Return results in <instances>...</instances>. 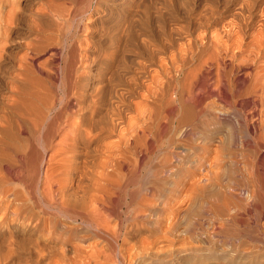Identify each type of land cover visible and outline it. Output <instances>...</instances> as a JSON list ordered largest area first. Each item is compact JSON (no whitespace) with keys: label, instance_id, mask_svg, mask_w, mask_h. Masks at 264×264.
<instances>
[{"label":"rangeland","instance_id":"374dc122","mask_svg":"<svg viewBox=\"0 0 264 264\" xmlns=\"http://www.w3.org/2000/svg\"><path fill=\"white\" fill-rule=\"evenodd\" d=\"M44 1L43 0H30V1L29 0H19L18 2H19L20 12H19L17 18L11 24V29L9 30V32L8 33L5 32L3 30V28L0 26V40H1L0 41V47L6 42V41L2 40V38H4L3 37L4 35L9 36V40L13 39L12 41L10 40V42L8 40L6 42V44H4V45H6L5 50H7L8 52H6V51L1 52V48H0L1 55H3L2 53L7 54V55L4 54L2 57L0 56L1 57L0 58V62H1L0 63V107H1V102L4 100V98L8 94L7 89L4 86L5 85L4 83L10 84L8 75L12 74V73H10V72H12L11 71L12 68L14 66L16 67L19 64L20 65L22 63L23 64L24 63L29 64V63H31V61L34 62L36 60V57H33L32 60H30L31 54L27 51L25 45L17 44L18 46H15L16 43L24 44L25 42H29L28 40H31L34 37L33 35L36 32L37 33L42 32V33H45V35L51 36L50 39L48 40V42L51 43L53 46L51 44H49V47H46V49H45V50H47L50 48L49 51H45L43 53L38 54L37 61L34 63H36L37 65H39L38 63H40V65H41V62H40V60H41L43 65L42 66L39 65V68L42 67V68L48 70V72L50 74L53 72H54L53 74H56V76L53 74H51V75L49 74L48 78H50V79L48 81H46V83H45L46 86H48V84H49L48 91L50 93L47 91L48 96L50 95L52 98L54 97L53 103H52L53 99L50 96H49L50 99L48 98L49 103H51V107H52L51 108L52 110H50V115L52 114V116H50V118H52L56 114V112H58L59 110H60L58 112L59 114H60V112H62V114L65 112L63 115L62 114L59 115V117L61 116L62 119L58 118V113H57V116H54L52 118V119H54L53 121L57 123L59 120L62 121L64 119L66 113L69 112V110L74 109L71 107L70 104L66 105V102H65L67 99L66 95H69V92H68L69 89L67 88L68 89V91H67V89L65 87H67V85H66L67 84L66 80L68 79L67 75L71 76L68 73L69 69H70L69 65L71 64V63H69L71 61L68 59L71 57L74 59L75 64H77V66L79 67V69H78L79 71L75 72V76L77 77V79H78V76L79 77L87 76L86 74L89 71L88 69H91L92 71H97V72H95L94 77H93L94 81L88 80V83H90L91 86H93L94 84L97 85V86L94 85L95 89H96V91L94 93L96 95L94 101H92V102L89 101V99L94 98V97L90 96V93L89 94L86 93V95L84 94L85 95L84 100L85 99H86V101L88 100V103L91 102V105H89L90 104L89 103L88 107H86V108L83 107L84 109L81 110V113L84 114V118H86L85 121L91 122L93 119H95V121L94 120L93 121L96 122L98 125H100V123L102 125V123L104 121H105V123L107 122V124H108V125L106 124L108 127L105 125V123H103L105 126L104 125L98 126L96 124L97 126H96L95 130H97V127H98V133H97V131L94 130L95 132H93V133L90 132L91 136L89 138V142H84L81 139L79 142V140H78L79 138L74 134H73V136H75V139L71 140L70 128H72V127L68 124H65L63 126L62 123L60 122L59 123L60 125L56 126V124L53 123L52 126L50 125L52 128H50V126L48 125L49 127L48 126L44 127L45 128L44 129L40 125H36V124H35L36 126L33 124L30 125L31 122H29V121H22L19 123V125H20L19 126L20 129H18L19 130L18 131L19 136H18V139L16 141V145H17L16 149H18V151L16 153H18V152H20V153L12 155V157H13L12 159H13V161H15L17 163V166L14 165V167L15 166L16 167L15 168L13 167V173L14 174H12V175L14 177H12V179H11L12 183H10L9 186H12V185L13 186H17V185L19 186L20 185L18 188L17 187H15V188L21 192V197L25 201L28 199L27 203L33 205L34 210L41 213L43 215V217H45L46 220L49 222L47 224V226L45 227V230H47V227H49V226L54 227L55 229L54 228L53 229H54V232L56 235L59 234L61 236H68L69 238L72 239V241L73 240L75 242L77 241V244H79L81 246L82 250H83V248H85V250H87L89 247H90V249H88V250H91V249H93L92 247H94V245H95L99 249V251L98 250H97L98 252L95 251L97 249L95 247L94 248L95 250L93 249V251H92L93 257L94 256H96V257L101 256V257H99V258L95 257L96 258L95 260H93V258L91 257L90 261L88 259H86L91 264H264V241L258 242L261 239L258 240V238L250 237V236H256L257 235L256 229L259 228L258 225L260 224L258 222H261L262 218L264 217V208H263L264 203L262 202L264 200H261L262 198H264V191H262V190H264V186L257 185L259 187L260 195H262V198H261V196H259L260 200L258 198L253 199V198H251V196H249V195H251L250 190H251L252 186L254 188L255 187L254 185L257 184L256 182H258V179H255L257 177H254V176L257 175L256 173L258 171L257 166L259 164V159H258L257 153L255 151L254 145L252 143H250L251 141H249L250 139H249L247 133L245 131L243 132V131H240L237 129L238 119L236 117H233V115H232L231 117H229V119L224 120L225 123H223L220 128L216 129V132H215V130L213 131V133H216V134H215V139H214L215 142L213 141V145H211V148L201 149L203 146L202 145L203 143L200 141V138L197 137L196 139H192V143L193 142L195 143V144L193 143V146H194L193 149L189 148V146H188V147H185L186 149L184 151L182 149L180 150V148H179V146L182 145L180 143V139L175 138L176 133L179 130V127L178 128L175 127V125H174L175 121L174 120H173V123L169 122L168 116L166 118L164 117V119L162 118L163 119V120L161 119L162 122L159 121L161 118V117H159L156 121H153V125H151L152 122L149 123V121H147V120H145V122H144V120H142L141 118H140L141 120L139 119L140 120L139 121L136 119L139 117L135 116L136 118H134V119H136L135 121L137 122V124H141V123L147 124L148 123V125L145 124L144 128L145 127L150 128V130L148 129V131L150 133L147 132V130H144V134H145L144 139L148 138V139H146L147 141L145 140V142H144V140L141 139L140 140L141 142L139 141V143H141L143 145V147L141 148V145H140V148H141L140 149V148H137L139 146L136 145L135 151L130 146V145H132V142H131V139L129 137L130 132L128 133V127H127V117L133 115V110L135 108L139 111L143 109L142 111H140V112L144 111L143 113H145L148 110L147 113H145V115H149V116H151L153 111H154V107H153V105H151V103L155 104V101L151 99L152 97L148 94L147 89H149V90L154 89L153 84L151 82V76L153 77L156 74L157 65L159 66L161 64L160 66H162V71L159 72L158 75L154 76V77H156L155 80L158 81L161 79V77H163L162 79H165L167 77L168 83L170 84L172 82L170 85H173V87L175 88L174 90H172L173 89L172 86L171 87L168 86V89L170 88L169 90H167L168 93L174 92V94L177 95L178 92L182 89V86H183L182 83H184V82L180 83V80L185 79V82H186L188 79V76H187L189 73L188 70L189 69L192 70L197 64L196 60H194L195 56H194V52L191 49V45H188V43H189L188 38L195 36L201 32H204L205 30L209 31L210 28L213 30L214 27H219V24H221L222 22H224L228 19L227 13H229L230 10H233L236 8L235 7L236 0H232L231 2H230V0H228V3L225 2L227 0H79V1L78 0H59V1L57 0V3L60 4V5L58 4V6H60V9L62 8L61 15L63 17L60 15L59 18L55 19L54 18L55 15H53L52 19L54 18L55 20H52V22H53L52 24L54 26L52 24L44 22V20L41 19L40 16L36 15L37 13L39 14L42 11L41 9H43V2ZM53 3H56V0H55V2L53 1ZM61 4H64V5H61ZM4 6L5 5H1L0 10L3 9ZM63 7L67 8V9H65ZM96 7H97V9L95 12L94 10ZM228 7L229 8L231 7L230 10ZM35 8H37V9H35ZM3 10H1V11H3ZM66 11H69L70 13L69 12L66 13ZM214 12H215V14H213ZM100 15H101V17H100ZM209 15L211 17H209ZM207 16H208V20H207ZM91 18H95V19L93 21L91 20V22H90L89 20ZM130 18H131V21H130ZM210 19H211V21H210ZM212 20H213V22H212ZM220 21H221V23H220ZM205 23L207 25H205ZM55 24L57 25V27ZM212 24L214 25V27ZM130 25H134V27L130 26ZM196 26L199 27V29ZM204 26L208 27L209 30L206 29ZM203 27H204V30L201 31L203 29ZM35 28H37V29H35ZM120 28H124V29H122V31H123L122 34H121L122 31ZM127 28H130V30L132 29L130 31L131 34H130V32H128L129 29L127 30ZM194 28H195V30L196 29L197 30L195 31ZM48 29L51 31L48 32L49 31ZM52 31H53V33H52ZM191 31H192V33H191ZM133 32H135V33L137 32V34H139V33L140 34L143 33V34L141 36H139L138 39H136L135 37H137V34H134ZM124 33H126V34H124ZM134 35H135V37H134ZM116 36H118V37H116ZM118 38H120V39H118ZM129 38L134 39V41L132 39L130 40ZM51 39L53 42L51 41ZM126 40L129 43L126 44ZM244 40H246V38H244ZM123 41L125 44L123 43ZM72 42H73V44L76 45V46L74 45L75 48H73L74 46H72L73 45ZM77 43L79 46L77 45ZM69 44H71V45H69ZM118 46H119V48H118ZM198 46H201V45H198ZM71 47L73 48V51H72ZM120 47H121V49H124L126 47V49L121 51ZM70 49L72 52L70 51ZM230 50L232 51V49H230ZM98 51H99V53L97 54ZM173 51H175V52H173ZM48 52H52L54 54L51 57V61H50V59H48V56H49ZM76 52H79V54L78 53L76 54ZM112 52H113V54H112ZM68 53L69 54L71 53V55H69ZM75 54H76V57H78V58H79V55H81L83 60L81 59V61H79L78 58L75 57ZM182 54L185 56H183ZM226 54L229 55L230 52H227ZM240 54L243 55V52L237 53V55H238V56H236L237 59L239 57H241ZM97 55H99V56H97ZM72 56H74V57H72ZM83 57L85 58V60ZM89 57L90 58L94 57V60H96L98 62H94V61L90 62V63L87 62L90 60ZM95 57H97L98 59H95ZM106 57H108V58H106ZM121 57H123L124 59ZM169 57H170V59H169ZM186 57H187V61L189 60V62L185 65ZM75 58L78 61H76ZM28 59H29V61H28ZM120 59H122L121 61H123V62H121ZM26 60H27V62H23ZM44 61H46V63ZM84 61H86V63H84ZM108 61L111 64H109ZM183 61H184V63H183ZM47 63H49V64H47ZM64 63H67L68 68H67V65ZM83 63L85 64V66H83ZM97 63H99V64H97ZM116 63H117V65H116ZM36 64L33 65L35 67V68L33 67L34 70H37ZM121 64H122V66H121ZM108 65H111V66H108ZM114 66H117L118 68H116ZM165 66H167V67H165ZM85 67H86V69H85ZM99 67H101V68L99 69ZM106 67H107V70H109L110 72H111V69L113 68L114 71H112V72H116L118 76L116 75V73H111V75L115 74V76L112 75V77H113L112 78L111 75L109 74L110 72H107ZM55 68L57 70H55ZM195 69L196 68H194L193 71H190V72L191 73L193 72L192 74H194V71L195 72L197 71ZM163 70H164V72H163ZM245 70H246V68H245ZM55 71H56V73H55ZM81 71H83V73ZM99 71L100 72L102 71V72L99 73ZM186 71H187V73H186L187 75H185ZM162 72L165 74V76ZM107 73L110 75L113 82L110 81L109 78H107L109 76ZM37 74H38V72H37ZM62 74H64V76ZM192 74H190L189 77H191ZM52 75L54 77H52ZM100 75H102V76H100ZM196 75H197V72L195 73L194 76H196ZM104 76H105V78H104ZM159 76H160V79L158 78ZM171 76H172V78H171ZM194 76H192V77H194ZM235 76H236V73L233 74V77H235ZM20 77L23 78V75H21ZM41 77L44 78L45 76L41 75ZM101 77H102V80H100ZM4 78H6V79H4ZM60 78H62V79H60ZM69 78H72V76ZM51 79L55 80L56 82L55 81L52 82L53 80L51 81ZM190 79H192V78H189L188 81H190ZM49 81L52 84H50ZM63 81H65L66 84ZM109 81L112 83H106ZM97 82H98V84H97ZM57 83L58 84L61 83V85H58ZM115 83H116V85H115ZM110 84L112 85L113 89H112ZM176 85H178V86H176ZM53 87L55 88V90L53 89ZM57 87H58V89H57ZM102 87L103 88L106 87L107 90H109L111 87V89L113 90L111 92L112 94L109 93L110 91L105 92L104 90H106V89H102ZM107 87H109V89ZM4 89H6V90H4ZM60 89L61 90L63 89L64 91L63 90L61 91ZM65 91L68 93L65 94ZM132 91L133 92L136 91L135 94H132ZM103 92L106 95H104ZM54 93H56L57 96H55ZM63 95H65V96H63ZM107 95L110 96V98ZM59 96L63 97V98L61 99ZM103 96H105V98L108 97L107 98L108 100L111 98L112 99L110 101H108ZM58 97L63 101V102H61L59 100V102H61V104L57 101L59 99ZM87 98H89V99H87ZM115 99H117V100H115ZM172 99L174 102H176L175 96H173ZM100 100H101V102H100ZM97 101H99V102H97ZM115 101H116V103H115ZM118 101H119V103H117ZM62 103L64 104V106L62 105ZM97 103H100V104L97 105ZM106 103H107L108 107L111 106L110 107L111 109L108 108V109H110L109 112L110 111L114 112L115 110L119 109L117 111L118 113H116V111L114 113H109L107 110V105H105ZM132 104L137 105V106H134L133 110H132ZM90 106H91L92 110L90 109ZM105 106H106V109H105ZM95 107L97 108V111H96ZM151 107H153V108H151ZM62 109H64V110H62ZM98 109L102 110L101 111L102 113L100 111H99V113H97ZM244 109L247 110V107ZM104 111H105V114L107 116L109 115L108 116L109 118L106 115L105 116L103 115ZM121 112H123V113L121 114ZM98 114L101 115L102 117H100ZM112 114H114L113 116H115V115L117 116V117H114L115 119H117L119 117V115H120V117L123 115L121 117V119L125 116L124 117L125 120H124V118L122 119V121L124 120L123 124L122 123L119 124L118 129H116L117 127L114 126V129H116V130L109 128V127H111V124L109 126V121H112L113 125H115V123L117 122L114 120ZM94 115H96V116H94ZM160 116H162V114ZM90 117L92 118V120ZM111 117H112V119H111ZM55 118H56V120H55ZM57 118H58V120H57ZM68 118H69L68 120H70L73 117L69 116ZM97 118L98 119L100 118L101 121H100V119H99L100 122L98 120H96ZM105 118H107V119H105ZM74 119H76L75 121L80 122V120H78L77 117H74ZM165 119H167V121L170 124H167L166 123L167 121ZM102 120H104V121H102ZM22 123H23V125H22ZM156 123H157V125L159 123V125L155 126ZM172 125L174 127H172ZM32 126L33 127L35 126V128H32ZM38 126H40V127H38ZM164 126L166 128H168L166 130L171 132V133H168L167 131H165L164 130L165 128L163 129ZM230 126L232 128L234 126L235 128H233V129H235L236 131L235 130L233 131V129L231 130ZM36 127H38V129ZM58 127H60V128H58ZM100 127L101 128L103 127L102 128L103 131L101 130ZM105 127H107V128H105ZM156 127H158V128L161 127L162 131L164 130L165 132H167L166 133L167 136L165 135L164 131H163V133H160L162 131H159L160 128L158 130V128L156 129ZM53 128H55V129L52 130ZM56 129L58 132L55 131ZM46 130H48V132ZM65 130L66 131L68 130L70 132V135L68 134L69 133L68 131H67L68 132L67 134H64V132H66ZM105 130L106 131L112 130V132L113 131L114 132H113V134H111L110 131H107V133H109L108 137H107L106 136L107 133H104V132H106ZM44 131H46V133H48L47 134L48 136L51 135L50 137L47 136V138H50V139L44 138V137H46V136H43ZM118 131H119V133L123 132L121 139H119V137L117 135ZM153 131H155L157 133V134H155L156 136L152 135V134H154ZM157 131H159V132H157ZM46 133L44 135H46ZM53 133H54V135H53ZM100 133L102 135L103 134L104 135L102 136ZM158 134L159 135L162 134V135H160L158 137ZM62 135L68 136L66 138V142L63 141L64 139H61ZM95 135H97V136H95ZM98 135H99V138L102 136L101 138L103 140H100L101 138L99 139ZM164 135H165V137H164ZM230 135L232 136L233 140L228 139ZM122 137H124V138L122 139ZM128 137L130 140H128ZM152 137H154V138H152ZM220 138H221V140H220ZM60 139L62 140V142L64 144L65 143L71 144L72 148H73V149H71V151H73L74 153H77V154H74L73 152H67L68 151L67 150L66 152L69 154H66V153H64V154L67 155L66 157H67L69 162L65 161L64 162L65 166L63 168H65L66 170L67 169L69 170V168H70V170L65 172L66 170L64 169L65 170L64 171L61 168L62 171H60V172L62 173V175H61L62 177H60V176L58 177V174L60 175V172H58L59 171V169H58V171H56L57 173L54 172L53 177L55 174H57L58 179L59 180L61 179V182L62 181L65 182V180L67 181V178H69L71 176V174H72L71 172H75V171L77 172V171H79L78 169L82 170L83 169L82 167H84V169L82 171L87 170L88 169L87 167H89L87 172L89 173L91 171L89 174H87L85 172V174H87V176L86 175L85 176L88 177V175H89V177L88 178L85 177L86 180H85V178L83 179L82 187H80L78 189V193H76V195H70L66 198L64 196V197H62V199L61 198L59 199L60 196H58V194L56 192V185L53 186L52 182H50L52 184V186L50 184L51 189H49L50 186L47 188L48 191L45 188L46 194H45L44 189H41V188H43V186H42L43 180L42 179H43L44 170L47 168L48 164H50V163H51V165L55 164V163L52 164V162H54V161L51 160L53 154L56 153V151H58V149L59 150L61 148L63 149L66 145V144L62 145L61 144L62 142ZM76 139L78 140V142ZM240 139L242 142H240V141L238 142V140H240ZM168 140H170V141L172 140L171 143H168L169 142ZM230 140H232V141H230ZM75 141L77 142L76 143L77 145L75 144ZM59 142H61V143H59ZM146 142H148L149 144ZM86 143H88V145ZM143 143H145V144H143ZM78 144H79V147H78ZM217 144H219V145H217ZM148 145H153V146H149L150 148H148L147 147ZM199 145L201 147H199ZM216 145H217V154L218 155L213 156L214 155V151H213L214 149L213 148H215L214 146H216ZM67 146L68 145H66V147L64 148L65 150L68 149ZM151 147L153 149V152L151 151L152 150ZM80 148L82 149V153L87 152V150L85 151L86 148L87 149L90 148L89 150H92V151L89 152V150H88L87 153H89V154L86 153L87 155H85V154H82L81 151H79ZM187 148H189V150ZM119 149H120V151H119ZM121 149L125 150L126 152L123 151V153H122ZM147 149H149V150L151 149V150L147 151ZM245 149H246V151H245ZM141 150H142V152H141ZM172 150L174 151L175 154H172V152H171ZM176 150H177V152H176ZM178 150H180V152ZM130 151L132 153L133 152L135 153L137 151L135 154L138 157L135 154H131ZM199 152H201V154H199ZM70 153H72V154H70ZM160 153H161V155H160ZM118 154L123 155V156H120ZM197 154L199 157L197 156ZM174 155H176V156H174ZM200 155H201V157H200ZM205 155H208V156L205 157V159H203L204 157H202V156H205ZM82 156H83V158H82ZM157 156H158V158H157ZM162 156L167 157V159L169 157L168 161H167V159H165ZM211 156H212V158H211ZM16 157H17V160L14 159ZM53 157H55V156H53ZM85 157L87 158V160L85 159ZM123 157L126 158L125 160H126L127 164L126 163L123 164L125 162V161H123V159H124ZM74 158H75V160H74ZM76 158L79 160L77 161ZM128 158H129V160H127ZM9 159H10V157H9ZM81 159L82 160L84 159L86 161V164L88 161L89 166L87 164V166L85 167L84 166L85 161L83 163L80 161ZM162 159H163V161H162ZM118 160L120 161L121 164L119 163ZM121 160L123 163L121 162ZM49 161H51V162H49ZM71 161L73 164L77 163L78 165H80V164H84V165L83 166L81 165L82 167L78 166L79 167L78 169H76L77 167L75 168V166H77V164L75 166L73 165L75 168L74 169L73 166L71 165ZM75 161H77V162H75ZM116 161L118 162V166H117ZM166 161L168 163H172V164H169V166L167 164H164ZM200 161H202V162H200ZM199 163H201L200 166H198ZM67 164L69 165V167ZM155 164H157L156 168H155ZM94 165H95V167H94ZM114 165H116L117 167L115 168ZM158 165L160 167H158ZM161 165L164 167L165 170L167 169V171H165L166 174L164 172L163 176H162L163 173H161L163 170L162 169L163 167L161 168ZM66 166L68 168H66ZM97 166L98 167L100 166L103 169V171H101L100 170L101 168L99 167L100 168L99 169ZM189 166H190V168H189ZM53 167H52V169H53ZM93 167H94V171L91 170V169H93ZM16 168H17V172L14 171V169L16 170ZM95 168H96V170H98V171L100 170L101 172L100 171L97 172L95 170ZM117 168L120 169V171ZM153 168H155V169H153ZM200 168L203 170H201ZM255 168L257 169V171ZM191 171H193V172H191ZM51 172H52V170H51ZM51 172H50V174L52 175L53 172L52 173ZM188 172H190V173H188ZM104 173L106 176L103 175ZM247 173H249V174H247ZM17 174H19V175H17ZM91 174H92V176H91ZM156 174L157 175L160 174V176L155 177ZM100 175H101V177H100ZM107 175H108V177H107ZM93 177L95 180H92ZM96 177H97V179H96ZM98 177H99V179H103L105 181L109 179L108 180L109 182L107 181L105 183V181L99 180ZM163 177H165V178L163 179ZM14 178L17 181L13 180ZM54 178H56V176ZM90 178H91V181H89ZM161 179H163V181H161ZM152 180L155 182L157 181L156 186H155V184L152 186V183H151ZM198 180H200V182ZM98 181L99 182L103 181L104 183L103 182L99 183ZM110 181L112 182L111 184H110ZM149 181H150V183H149ZM89 182H91V184ZM95 182H97V183H95ZM193 182L195 184L192 187L191 183H193ZM94 183H95V187L93 186ZM102 183L104 185L108 186V189H107V187L104 188L105 186H102L103 185ZM85 184H88V185H85ZM99 184H101V185H99ZM158 184L160 187L159 186L157 187ZM89 185H90V187H89ZM91 185H92V188H91ZM111 185H113L112 188H111ZM37 186H38V189H37ZM87 186H88V188H87ZM96 186H98V189L96 188ZM52 187H53V189L55 187V189L53 190ZM109 187L111 189H109ZM148 187L150 188L149 189L150 191L149 190L146 191L148 189ZM73 188L75 189V186ZM83 188H87V189H83ZM19 189H22V190H19ZM39 189H41L43 191H41ZM91 189L94 190V191L92 190V193H91ZM51 190L56 195H54ZM103 190L106 191V195L103 194L104 193ZM28 191H29V193H28ZM79 191H81V192L79 193ZM85 191L86 192L89 191V192L86 193ZM108 191H110V193ZM82 192H85L84 194H87V195L84 196V194H81ZM98 192H100V193H98ZM143 192H146V193H143ZM22 193L24 194L23 196H22ZM89 193H90V195L98 193L96 195H99L102 197V198L100 197L102 199L101 200L99 198V196L97 197L95 195V197L98 199L99 202L96 201L94 204H96V206H98V207H96L97 215L99 217L100 216L101 217H100V220H99L98 216L96 217V215L94 216V218L95 217H96V219L98 218L97 220L100 223H101V221L103 223L104 219L106 218V220H105L106 222H104L105 224L103 223L106 226H104L102 223L100 224L98 221L95 222L96 219H94V218L91 219L90 226H86V225L84 226V225L80 224V222L70 220V218H68L67 216L65 217L64 215H61L60 213H58V210H64L65 209L66 213L70 212V210H71V213L74 212L73 214H75L78 217L79 214L77 215L76 213H80V212H75V211L79 210L78 208L82 209L79 211H83L84 210L83 204L87 205L86 208L90 204V203H88L89 202L88 199H90ZM101 193H102V195H101ZM36 194H38V195H36ZM78 194H79L78 198L80 196H83L86 199H84L83 202L80 199L81 200V202H80V200L77 199ZM107 194H108V197H105V196H107ZM111 194H112V196L110 197ZM148 194H151L153 196L148 195ZM234 194H236V195H234ZM103 195H105V196H103ZM72 196H74V197L76 196V197L74 198ZM144 196L145 197L147 196L149 198L148 199L146 197L149 202H148V205H146L144 207V210L147 209V210H145L146 215L144 214V217H141L142 220H140V219H139V221L136 220L137 221V222H135L136 224L135 223L130 224L129 218L130 217L132 218V216H133V213H131V211L136 205H138L137 203H139V200L141 201V199L145 198ZM149 196H151V197H149ZM109 197H110V199H109ZM41 199L42 200L44 199V200L41 201ZM47 199L48 200L50 199V200L46 201ZM58 199L61 201H59ZM64 199L67 201H65ZM131 200L133 203L131 202ZM134 200L136 202L137 201L138 202L136 203ZM253 200H255V202H253ZM63 201L67 202V204L62 203ZM71 201L74 203H72ZM101 201H104V202H101ZM258 201H259V203H258ZM42 202H44L47 205H45ZM53 202L55 203V206H54ZM260 202L262 204H260ZM57 203H59V204H57ZM100 203H102L104 205H102ZM129 203H131V204H129ZM61 204H63V205H61ZM68 204H70V205L73 204V207H76L77 209L75 208L76 209L75 210L70 205L68 206ZM78 204H80L79 207H77ZM105 204H106V206H105ZM64 205H65V207L67 205V207L64 209L61 208L62 206L64 207ZM127 205H129V206H127ZM132 205L133 206L135 205V206L131 207ZM45 206H47V207L45 208ZM58 206H60V208H58ZM257 208H258V210H257ZM68 209H69V211H68ZM72 209L74 211H72ZM104 209H105L104 212L101 211ZM124 210L126 212H127V210L130 211V213H128V212L126 213V212H124ZM98 211H99V214H98ZM101 212H102V215H100ZM58 214H60V215H58ZM118 214H119V216H118ZM127 214H128V217L126 216L127 218H125L124 215H127ZM104 216H106V217L103 219L102 217H104ZM117 216L120 218H118ZM101 218H102V220H101ZM120 219H122V220H121L120 224H118L119 223L118 221H120ZM139 222L142 224H140ZM96 223L100 224L103 231H105L106 233L101 231V230L93 229V227L95 226ZM256 223H257V225H256ZM126 224H128V225H126ZM91 225H94V226H91ZM129 225H132V227L134 226L133 227L134 229L131 228L132 230H131V232H129L130 235L126 234L124 232L125 229L126 230L128 229ZM137 225H139L140 227L138 228ZM116 226L119 228H117ZM137 228H138V230H137ZM97 231H99V232H97ZM121 232H122V235H121ZM115 234H116V236H115L116 238L113 237ZM246 234H248V235H246ZM254 238L257 239L258 241L255 240ZM155 240H156V242H155ZM100 251H102L103 253L102 252L100 253ZM50 258L52 259L53 257H50ZM50 258H48V260H50ZM52 260H55V259L53 258ZM84 261H85V259H84ZM50 262L52 264L53 263L55 264V261L54 262L50 261ZM61 263L62 264H68V262L64 263L63 261L60 262V264ZM89 263H87L86 261L84 263L82 262V264H89Z\"/></svg>","mask_w":264,"mask_h":264},{"label":"bare ground","instance_id":"6f19581e","mask_svg":"<svg viewBox=\"0 0 264 264\" xmlns=\"http://www.w3.org/2000/svg\"><path fill=\"white\" fill-rule=\"evenodd\" d=\"M19 0H0V8H1V5H5L3 7V11L0 10V26L3 28V30L5 32H9V30L11 29V24L13 23V21L17 18L19 12H20V7H19ZM30 1V0H29ZM44 1V0H43ZM55 2V0H53ZM52 0H45L43 2V9H41L42 11L36 15L40 16L41 19L44 20V22H47L49 24H52V20H55L57 18H59V16L61 15V10L62 8L60 9V6H58L59 3H57V0H56V3H53ZM59 1V0H58ZM79 1V0H78ZM232 0H230L231 2ZM99 2V1H98ZM228 3V0L225 1ZM229 2V3H230ZM64 3V2H63ZM234 3V2H233ZM235 9L233 10H230L229 13H227V20L222 22L220 21L221 24H219V27H214V23L212 24L213 25V30L210 28V30L208 29V27H205L206 29H208L209 31H204V32H201L195 36H192L190 38H188L189 40V43L188 45H191V49L192 51L194 52V60H196L197 64L194 68H196L195 70H197V75H195V71H194V74H192L190 71H193L192 70H188L191 75L188 73V75L186 74L187 71L185 72V75L188 76V79L187 81L189 80V78H192L190 79V81H186L185 82V79H182L180 80V83L181 82H184L182 83V89L178 92L177 95L174 94V92H171V93H168L167 90L168 89V86H172V90H174L175 88L173 87V85H170L168 83V78L166 79H162L163 77H161L160 79V76L158 77L160 80L156 81L154 77L155 75H158L159 72L162 71V66H158L157 65V71H156V74L152 77L151 76V82L153 84V87L154 89L153 90H149L147 89V92L148 94L152 97L151 99L155 101V104L151 103V105H153L154 107V111L152 113L151 116L149 115H145V113H147V111L145 113L143 112H140L142 110H136L134 108V106H137V105H133L132 104V110H133V115L131 116H128L127 117V127H128V133H129V137L131 139V142H132V145L131 148L134 149L135 151V147L136 145H138L139 147L137 148H140V145H141V148L143 147V145L141 143H139V141L142 139L145 140L148 139H144L145 138V134H144V130H147L148 129L150 130V128L148 127H145V124L146 123H141V124H137V122L135 121L136 119L139 120L140 118L142 120H147L150 122H152L151 125H153V121H156L159 117L160 120L162 122V120L164 119V117L166 118L167 116L169 117V122L173 123V120L175 121L174 125L175 127H179V130L178 132L176 133V137L175 138H178L180 139V143L182 144L181 146H179L180 150L182 149L183 151L186 149L185 147H188L189 148H192L193 149V143H192V139H196L197 137L200 138V141L203 143L202 145V148L201 149H209L211 148V145H213V141L215 139V134L216 133H213V131L215 130L216 132V129L220 128L221 125L224 122V120L226 119H229V117H231L233 115V117H236L238 119V126H237V129L240 130V131H245L249 137V141H251L250 143H252L255 147V151L257 153V156H258V159H259V164L257 166L258 168V171H257V175L254 176V177H257L255 179H258V182H256L257 184L254 185L255 187L251 188L250 190V194L249 196H251V198H259V196H261L262 198V195H260V192H259V187L257 185H260V186H264V0H236L235 2ZM30 5V4H29ZM60 5V4H59ZM61 5H64V4H61ZM98 5V4H97ZM233 6V5H232ZM234 7V6H233ZM65 8V7H63ZM37 9V8H35ZM67 9V8H65ZM96 9L97 7L95 8V12H96ZM69 10V9H68ZM5 11V12H4ZM69 11H66V13H68ZM107 12V11H106ZM105 12V13H106ZM218 12V11H217ZM70 13V12H69ZM90 13V12H89ZM94 13V12H93ZM98 13V12H97ZM107 14V13H106ZM212 14V13H211ZM210 14V15H211ZM215 14V12L213 13ZM54 16V18L52 19V16ZM68 15V14H67ZM75 15V14H74ZM94 15V14H93ZM109 15V14H108ZM209 15V17H211ZM217 15V14H216ZM37 16V17H38ZM62 16V15H61ZM214 16V15H213ZM63 17V16H62ZM101 17V15H100ZM36 18V17H35ZM104 18V17H103ZM133 18V17H132ZM214 18V17H213ZM226 18V17H225ZM95 18H91L89 21L91 22V20L93 21ZM120 20V19H119ZM118 20V21H119ZM203 20V19H202ZM207 20H208V16H207ZM215 20V19H214ZM130 21H131V18H130ZM133 21V20H132ZM211 21V19H210ZM73 22V21H72ZM208 22V21H207ZM206 22V23H207ZM213 22V20H212ZM219 22V21H218ZM133 23V22H132ZM131 23V24H132ZM205 23V25H207ZM77 24V23H76ZM123 24V23H122ZM53 25V24H52ZM56 25V24H55ZM128 25V24H127ZM126 25V26H127ZM210 25V24H209ZM46 26V25H45ZM54 26V25H53ZM94 26V25H93ZM119 26V25H118ZM130 26H133L134 25H130ZM199 26V25H198ZM216 26V25H215ZM218 26V25H217ZM57 27V25H56ZM96 27V26H95ZM120 27V26H119ZM118 27V28H119ZM132 27V28H133ZM139 27V26H138ZM197 27V26H196ZM195 27V28H196ZM204 27L201 31L204 30ZM1 28V29H2ZM38 28V27H37ZM35 28V29H37ZM50 28V27H49ZM54 28V27H53ZM125 28V27H124ZM124 28H120L121 31L122 29ZM194 28V30H195ZM199 29V27H197ZM216 28V29H215ZM47 29V28H46ZM80 29V28H79ZM85 29V28H84ZM129 29L128 32H130V28H127V30ZM135 29V28H134ZM133 29V30H134ZM140 29V28H139ZM138 29V30H139ZM143 29V28H142ZM49 30V29H48ZM197 30V29H196ZM195 30V31H196ZM47 31V30H46ZM51 30H49L48 32H50ZM55 31V30H54ZM87 31V30H86ZM181 31V30H180ZM36 32V31H35ZM138 32V31H137ZM137 32H133L134 34H137ZM143 32V31H142ZM53 33V31H52ZM103 33V32H102ZM117 33V32H116ZM123 33V31L121 32V34ZM192 33V31H191ZM32 34V33H31ZM105 34V33H104ZM126 34V33H124ZM131 34V32H130ZM140 34V33H139ZM137 34V37H134L136 39L139 38V36H141L142 34ZM182 34V33H181ZM242 37H240V36ZM34 37L31 39V40H28L29 42H25L24 44H20V43H16L15 46H18L17 44L19 45H25L27 51L31 54L30 56V60H32L33 57H36V60L34 62L37 61V56L38 54L40 53H43L45 51H49V49L45 50L46 47H49V43L48 40L50 39L51 36L49 35H45V33H35L33 35ZM80 36V35H79ZM4 38H2V40L4 41H8L9 40V36H3ZM118 37V36H116ZM11 38V37H10ZM54 38V37H53ZM52 38V39H53ZM76 38V37H75ZM244 38H246V40H244ZM51 39V41H52ZM94 39V38H93ZM120 39V38H118ZM126 39V38H125ZM130 40L132 38H129ZM11 41L13 39H10ZM9 40V42H10ZM134 41V39H132ZM1 41V40H0ZM129 41V40H128ZM6 42L4 44H6ZM53 42V41H52ZM124 43V41H123ZM129 43L127 42L126 40V44ZM132 43V42H131ZM185 43V42H184ZM2 45L0 48H1V52H8L7 50H5V46L6 45ZM73 44V42H72ZM125 44V43H124ZM123 44V45H124ZM48 45V46H47ZM52 45V44H51ZM71 45V44H69ZM75 44H73L72 46H74ZM78 45V43H77ZM122 45V44H121ZM198 45H201V46H198ZM53 46V45H52ZM76 46V45H75ZM75 46L73 48H75ZM79 46V45H78ZM86 46V45H85ZM116 46V45H115ZM128 46V45H127ZM164 46V45H163ZM184 46V45H183ZM124 47V46H123ZM182 47V46H181ZM187 47V46H186ZM72 48V47H71ZM73 48H72V51H73ZM80 48V47H79ZM111 48V47H110ZM119 48V46H118ZM121 49V47H120ZM126 49V47L124 48ZM124 49H121L124 50ZM164 49V48H163ZM188 49V48H187ZM232 49V51L230 50ZM100 50V49H99ZM111 50V49H110ZM129 50V49H128ZM165 50V49H164ZM180 50V49H179ZM71 51V49H70ZM69 51V52H70ZM71 51V52H72ZM95 51V50H94ZM120 51V52H121ZM187 51V50H186ZM1 52H0V56L2 57L4 54L6 53H2L3 55H1ZM175 52V51H173ZM179 52V51H178ZM227 52H230L229 55H227L226 53ZM238 52H243V55H241V57H239L238 59L236 58L237 53ZM49 56H48V59H50L51 61V57L54 55L52 52H48ZM57 53V52H56ZM79 54V52H76V54ZM83 53V52H82ZM99 53V51L97 52V54ZM187 53V52H186ZM189 53V52H188ZM29 54V55H30ZM69 54V53H68ZM67 54V55H68ZM76 54H75V57H76ZM113 54V52H112ZM124 54V53H123ZM174 54V53H173ZM192 54V53H191ZM7 55V54H6ZM60 55V54H59ZM71 55V53L69 54ZM101 55V54H100ZM183 55V54H182ZM181 55V56H182ZM227 55V56H226ZM78 56V55H77ZM96 56V55H95ZM99 56V55H97ZM122 56V55H121ZM126 56V55H125ZM185 56V55H183ZM182 56V57H183ZM0 57V58H1ZM74 57V56H72ZM88 57V56H87ZM86 57V58H87ZM101 57V56H100ZM112 57V56H111ZM119 57V56H118ZM8 58V57H7ZM12 58V57H11ZM54 58V57H53ZM71 58V57H70ZM68 59L70 60L71 63L69 65L70 69H69V75L72 76V78H69L71 76H68V79L66 80L67 84L65 83V81H63L67 87H65L67 89V91L69 92V95H66L67 96V99H66V105L70 104L72 108L74 109H71L69 110V112L66 113L64 119L61 121L59 120L57 123L54 122L52 119L54 116H57V113L52 117L50 118V116H52V114L50 115V110H52L51 108V103H49V96H48V89H49V84L48 86H46V81H48L50 78L49 77V72L48 70L40 67L39 68V65L40 63H38L39 65H37L36 63L32 62L31 63H22L21 65H17L16 67L14 66L12 68V74L8 75L9 76V83L10 84H7V83H4L5 85V88L7 89V92L8 94L6 95V97L4 98V100L1 102V107H0V264H50L52 262L55 261V264H60V262H68V264H82V262L84 263L85 261L87 263L88 260L90 261L91 260V257L93 258V260H95L96 258H99V257H96L94 256L93 257V249L96 247L94 245V247H92L93 249L91 250H88L90 249V247L85 250V248H81V246L79 244H77V241L75 242L74 240L72 241L71 238H69L68 236H61L59 234H55L54 232V227L52 226H49L47 227V230H45V227L47 226V224L49 223L45 217H43V215L41 213H39L38 211H35L34 210V207L33 205L27 203L28 199L25 201L22 197H21V192L18 191V189H16L15 187H19L18 185L17 186H9L10 183H12V177H14L12 174L13 173V167L14 165L17 166V163L15 161H13V157L12 155H15V154H18L16 153L18 151V149H16V141L18 139V129H20V125L19 123L22 122V121H29L31 122L30 125H40L42 126L43 128L44 127H47L48 125L52 126L53 123L56 124V126L60 125L59 123L61 122L62 125L64 126L65 124H68L70 125L72 128H70V132H71V135H70V132L68 133L66 130V132H64V134H69L71 136V140H74L75 139V136L76 135L80 142V139L84 142H89V138L91 136V133L97 131L98 133V127H97V130L96 129V126L98 125L95 121V119L91 120V122L89 121H85L86 118H84V114L81 113V110H83L84 108L88 107L89 105H91V102L94 101L95 99V86L97 85H93L91 86L90 83H88V80H93L94 78V74L95 72L97 71H92L91 69H88V73L86 74L87 76H81L79 77L78 76V79L77 77L75 76V72L76 71H79V67L77 66V64H75L74 62V59L71 58V59ZM78 58V57H76ZM75 58V59H76ZM84 58V57H83ZM90 58V57H89ZM108 58V57H106ZM123 58V57H121ZM126 58V57H125ZM174 58V57H173ZM82 57L81 55H79V58L78 60L81 61ZM95 59H98L97 57H95ZM124 59V58H123ZM170 59V57H169ZM184 59V58H183ZM21 60V59H20ZM53 60V59H52ZM67 60V59H66ZM76 59V61H78ZM83 60V59H82ZM85 60V58H84ZM122 59H120L121 61ZM193 60V59H192ZM2 61V60H1ZM29 61V59H28ZM47 61V60H46ZM46 61H44L46 63ZM98 62L96 60H94V57L93 58H90L89 61L87 62ZM103 61V60H102ZM113 61V60H112ZM115 61V60H114ZM117 61V60H116ZM13 62V61H12ZM23 62H27L26 61H23ZM41 62V65L42 66V61L40 60ZM43 62V63H44ZM48 62V61H47ZM53 62V61H52ZM109 62V61H108ZM123 62V61H121ZM181 62V61H180ZM189 62V60L187 61V57H186V62H185V65ZM1 63V62H0ZM18 63V62H17ZM68 63V64H69ZM84 63H86V61H84ZM83 63V66H85V64ZM113 63V62H112ZM125 63V62H124ZM165 63V62H164ZM184 63V61H183ZM36 64V67H37V70H34L33 69V65ZM49 64V63H47ZM51 64V63H50ZM67 65V63H64ZM99 64V63H97ZM109 64H111L109 62ZM114 64V63H113ZM123 64V63H122ZM121 64V66H122ZM166 64V63H165ZM164 64V65H165ZM172 64V63H171ZM191 64V63H190ZM195 64V63H194ZM16 65V64H15ZM55 65V64H54ZM53 65V66H54ZM58 65V64H57ZM56 65V66H57ZM90 65V64H89ZM104 65V64H103ZM117 65V63H116ZM180 65V64H179ZM248 65V66H247ZM13 66V65H12ZM108 66H111V65H108ZM107 66V67H108ZM113 66V65H112ZM58 67V66H57ZM66 67V66H65ZM87 67V66H86ZM85 67V69H86ZM107 67H106V70H107ZM116 68H118L117 66H114ZM167 67V66H165ZM164 67V68H165ZM9 68V67H8ZM35 68V67H34ZM42 68V69H41ZM52 68V67H51ZM59 68V67H58ZM67 68H68V65H67ZM83 68V67H82ZM101 67H99L100 69ZM112 68V67H111ZM246 68V70H245ZM65 69V68H64ZM104 69V68H103ZM109 69V68H108ZM55 70H57L55 68ZM60 70V69H59ZM102 70V69H101ZM116 70V69H115ZM118 70V69H117ZM186 70V69H185ZM6 71V70H5ZM8 71V70H7ZM105 71V70H104ZM114 71V69L112 68L111 69V72L109 70H107V72H110L109 74L111 75V73H116V72H112ZM155 71V70H154ZM181 71V70H180ZM38 72V74H37ZM60 72V71H59ZM62 72V71H61ZM83 73V71H81ZM102 72V71H101ZM99 71V73H101ZM106 72V71H105ZM164 72V70H163ZM162 72V73H163ZM177 72V71H176ZM8 73V72H7ZM54 73V72H53ZM51 73V74H53ZM56 73V71H55ZM66 73V72H65ZM104 73V72H103ZM102 73V74H103ZM168 73V72H167ZM170 73V72H169ZM236 73V76L233 77V74ZM50 74V75H51ZM60 74V73H59ZM108 74V73H107ZM108 74V75H109ZM164 74V73H163ZM232 74V75H231ZM23 75V78H21L20 76ZM41 75L45 76L44 78L41 77ZM56 76V74H53ZM52 75V77H54ZM64 76V74H62ZM66 75V74H65ZM106 75V74H105ZM110 75L107 77L109 78L110 81H112L111 77L112 75L115 76V74H112L111 77ZM117 75V73H116ZM162 75V74H161ZM62 76V77H63ZM102 76V75H100ZM118 76V75H117ZM165 76V74H164ZM174 76V75H173ZM194 76V77H192ZM51 77V76H50ZM61 77V76H60ZM56 78V77H55ZM66 78V77H65ZM105 78V76H104ZM113 78V77H112ZM172 78V76H171ZM170 78V79H171ZM6 79V78H4ZM62 79V78H60ZM77 79V80H76ZM180 79V78H179ZM8 80V79H7ZM6 80V81H7ZM53 79H51L52 81ZM57 80V79H56ZM97 80V79H96ZM102 80V77L101 79ZM104 80V79H103ZM108 80V79H107ZM116 80V79H115ZM173 80V79H172ZM55 80H53L52 82H54ZM62 81V80H61ZM94 81V80H93ZM92 81V82H93ZM106 82V83H112V82ZM56 82V81H55ZM58 82V81H57ZM62 82V83H63ZM100 82V81H99ZM104 82V81H103ZM50 84H52L50 81H49ZM96 83V82H95ZM179 83V84H180ZM58 84V83H57ZM98 84V82H97ZM54 85V84H53ZM58 85H61L58 84ZM105 85V84H104ZM111 85V84H110ZM114 85V84H113ZM116 85V83H115ZM108 86V85H107ZM175 86V85H174ZM178 86V85H176ZM55 87V86H54ZM53 87V89L55 90V88ZM59 87V86H58ZM57 87V89H58ZM64 87V86H63ZM112 87V85H111ZM110 87V89H111ZM62 88V87H61ZM97 88V87H96ZM109 89V87H107ZM4 89V90H6ZM52 89V90H53ZM102 89H106V87H102ZM101 89V90H102ZM104 90L105 92H108L110 91L109 93L112 94L111 92L113 91V87L111 90ZM177 89V88H176ZM61 90V89H60ZM63 90V89H62ZM61 90V91H62ZM115 90V89H114ZM48 91V92H47ZM60 91V92H61ZM64 91V90H63ZM54 92V91H53ZM52 92V93H53ZM65 91V94L68 93ZM136 92V91H135ZM135 92L132 91V94H135ZM176 92V93H177ZM50 93V92H49ZM51 93V94H52ZM89 94L90 93V96L94 97L92 99H89V102L88 103V100L86 101V99L84 100V97L85 95ZM55 96H57L56 93H54ZM85 94V95H84ZM92 94V95H91ZM104 95H106L104 92H103ZM108 94V93H107ZM61 95V94H60ZM98 95V94H97ZM65 96V95H63ZM108 96V95H107ZM112 96V95H111ZM120 96V95H119ZM173 96H175V100L176 102L173 101ZM51 97V96H50ZM60 97V96H59ZM58 97V98H59ZM99 97V96H98ZM102 97V96H101ZM105 98V96H103ZM110 98V96H108ZM108 97H106L105 99H107ZM49 98V99H48ZM52 98V97H51ZM56 98V97H55ZM57 98V99H58ZM61 99L63 97H60ZM58 99L57 101L59 102V100L61 102H63L61 99ZM66 98V97H65ZM53 101L52 103L54 102V97L52 98ZM101 99V98H100ZM112 99V98H111ZM111 99H107L108 101H110ZM117 100V99H115ZM103 101V100H102ZM106 101V100H105ZM107 101V102H108ZM61 102H59L61 104ZM99 102V101H97ZM101 102V100H100ZM104 102V101H103ZM58 103V104H59ZM85 103V104H84ZM87 103V104H86ZM105 103V102H104ZM109 103V102H108ZM116 103V101H115ZM119 103V101L117 102ZM121 103V102H120ZM57 104V103H56ZM89 104V105H88ZM93 104V103H92ZM100 103H97V105H99ZM136 104V103H135ZM62 105L64 106V104L62 103ZM65 105V106H66ZM94 105V104H93ZM96 105V104H95ZM104 105V104H103ZM102 105V106H103ZM107 105V103L105 104ZM110 105V104H109ZM131 105V104H130ZM124 106V105H123ZM122 106V107H123ZM57 107V106H56ZM55 107V108H56ZM84 107V108H83ZM104 107V106H103ZM111 107V106H110ZM110 107H108L107 105V110L109 112V110L111 109ZM151 107V108H153ZM247 107V110L244 109ZM68 108V107H67ZM96 108V107H95ZM101 108V107H100ZM110 108V109H108ZM117 108V107H116ZM90 109H91V106H90ZM105 109H106V106H105ZM115 109V108H114ZM113 109V110H114ZM118 109V108H117ZM139 109V108H138ZM145 109V108H144ZM56 110V109H55ZM64 110V109H62ZM89 110V109H88ZM92 110V109H91ZM95 110V109H94ZM119 110V109H118ZM118 110H115L116 113H118L117 111ZM124 110V109H123ZM131 110V111H132ZM151 110V109H150ZM149 110V111H150ZM90 111V110H89ZM96 111H97V108H96ZM99 111L101 112L102 110H99L98 109V112ZM114 111V112H115ZM136 111V112H135ZM86 112V111H85ZM91 112V111H90ZM113 111L109 112V113H114ZM151 112V111H150ZM65 113V112H64ZM63 113V114H64ZM102 113V112H101ZM108 113V114H109ZM123 112H121L122 114ZM54 114V113H53ZM60 114H62V112H60ZM58 113V118H61L62 117ZM62 114V115H63ZM150 114V113H149ZM162 114V116H160ZM165 114V115H164ZM86 115V114H85ZM99 115V114H98ZM97 115V116H98ZM104 116L106 115L105 114V111H104ZM114 114H112L113 116ZM69 116H72L73 118L68 120ZM88 116V115H87ZM96 116V115H94ZM100 117H102L101 115H99ZM107 116V115H106ZM109 116V115H108ZM107 116V117H108ZM123 116V115H122ZM121 116V117H122ZM139 117V118H136V117ZM74 117H77L79 121H75L76 119H74ZM86 117V116H85ZM89 117V116H88ZM114 117H117L116 115L113 116ZM120 115H119V119H115V121H117L115 123V125H113L112 121H109V126L111 124V127H109L110 129H114V126H116L118 129V125L119 124H123L124 120H125V116L123 117L124 120L122 121ZM57 118V120H58ZM109 118V117H108ZM136 118V119H134ZM163 118V119H162ZM100 119V118H99ZM99 119L97 118L96 120L99 121ZM107 119V118H105ZM112 119V117H111ZM140 119V120H141ZM162 119V120H161ZM235 119V118H234ZM56 120V118H55ZM110 120V119H109ZM139 120V121H140ZM167 121V119H165ZM232 120V119H231ZM101 121V119H100ZM99 121V122H100ZM104 121V120H102ZM107 121V120H106ZM114 121V122H115ZM168 121L166 122L167 124H170ZM231 122V121H230ZM105 123V121L103 122ZM102 123V125H104ZM234 123V122H233ZM97 124V125H96ZM107 124V122L105 123V125ZM23 125V123H22ZM35 125V126H36ZM101 123L100 125L98 126H102ZM104 125V126H105ZM108 125V124H107ZM106 125V126H107ZM148 125V123L146 124ZM159 125V123H158ZM157 123L155 126H158ZM237 125V124H236ZM35 126L32 128H35ZM38 126V127H40ZM48 126V127H49ZM50 126V128H52ZM55 126V127H56ZM79 126V127H78ZM162 126V125H161ZM168 126V125H167ZM232 126V125H231ZM230 126V127H231ZM235 126V125H234ZM233 126V128H235ZM38 127H36L38 129ZM54 127V126H53ZM66 127V126H65ZM82 127V128H81ZM108 127V126H107ZM105 127V128H107ZM122 127V126H121ZM172 127H174L172 125ZM60 128V127H58ZM101 128V127H100ZM103 128V127H102ZM101 128V130H102ZM104 128V129H105ZM108 128V129H109ZM158 127H156L157 129ZM160 128V130H159ZM158 130L159 131H162L161 130V127H159ZM165 128V129H164ZM171 128V127H170ZM232 127L230 128L231 130L233 129ZM45 129V128H44ZM48 129V128H47ZM55 128H53L52 130H54ZM79 129V130H78ZM114 129V130H116ZM163 129L165 131H167L165 126L163 127ZM59 130V129H58ZM63 130V129H62ZM95 130V131H94ZM163 130V131H164ZM170 130V129H169ZM235 129H233L234 131ZM31 131V130H30ZM36 131V130H35ZM48 132V130H46ZM46 131H44V134L46 133ZM56 132L57 129L55 130ZM54 131V132H55ZM103 131V130H102ZM106 131V130H105ZM107 131H110V130H107ZM104 132V133H107ZM157 131V132H159ZM160 132V133H163ZM164 131V132H165ZM173 131V130H172ZM220 131V130H219ZM236 131V130H235ZM50 132V131H49ZM91 132V133H90ZM114 132V131H113ZM112 130L110 131L111 134H113ZM154 134L152 135H155L157 134L155 131H153ZM168 133H171L169 131H167ZM167 132H165V135L167 136ZM52 133V132H51ZM61 133V132H60ZM63 133V132H62ZM117 133V132H116ZM123 133V132H122ZM122 133L118 131L117 135L119 137V139H121V136H122ZM127 133V132H126ZM150 133V132H149ZM174 133V132H173ZM218 133V132H217ZM231 133V132H230ZM229 133V134H230ZM43 134V133H42ZM43 136H46L44 138H47V134ZM50 134V133H49ZM59 134V133H58ZM96 134V133H95ZM101 134V133H100ZM108 134L107 133V137H108ZM234 134V133H233ZM54 135V133H53ZM102 135V134H101ZM104 135V134H103ZM102 135V136H103ZM162 135V134H160ZM158 134V137L160 136ZM164 135V137H165ZM237 135V134H236ZM240 135V134H239ZM51 136V135H50ZM48 136V137H50ZM97 136V135H95ZM101 136V137H102ZM110 136V135H109ZM144 136V137H143ZM156 136V135H155ZM241 136V135H240ZM63 137V138H62ZM61 139H64L63 141L66 142V138L68 137L67 135H62ZM100 137V138H101ZM105 137V136H104ZM125 137V136H124ZM122 137V139L124 138ZM128 137V140H130ZM228 137V136H227ZM234 137V136H233ZM247 137V138H248ZM70 138V137H69ZM68 138V139H69ZM95 138V137H94ZM98 138H99V135H98ZM97 138V139H98ZM99 138V139H100ZM154 138V137H152ZM168 138V137H167ZM166 138V139H167ZM171 138V137H170ZM169 138V139H170ZM174 138V137H173ZM217 138V137H216ZM241 138V137H240ZM47 139H50V138H47ZM60 139V140H61ZM76 139V140H77ZM150 139V138H149ZM161 139V138H160ZM177 139V140H178ZM228 139H232V136L230 135ZM235 139V138H234ZM244 139V138H243ZM77 140V142H78ZM100 140H103L102 138ZM221 140V138H220ZM233 140V139H232ZM230 140V141H232ZM70 141V140H69ZM81 141V142H82ZM93 141V140H92ZM97 141V140H96ZM147 141V140H146ZM169 142L168 143H171L170 140H168ZM242 142L241 139L238 140V142ZM62 142V140H61ZM59 142V143H61ZM68 142V141H67ZM73 142V141H72ZM71 142V143H72ZM75 141V144L77 143ZM141 142V141H140ZM143 142V141H142ZM149 142V141H148ZM146 142V143H148ZM151 142V141H150ZM175 142V141H174ZM197 142V141H196ZM215 142V141H214ZM219 142V141H218ZM244 142V141H243ZM248 142V141H247ZM83 143V142H82ZM152 143V142H151ZM150 143V144H151ZM179 143V144H180ZM62 145L64 144L63 142L61 143ZM60 144V145H61ZM68 145V149H64L66 147V145ZM65 147L62 149H58V151H56V153L53 154V157L52 155V159L55 163L54 165H51L48 164L47 168L44 170V174H43V182H42V186L43 188L41 189H44L45 191V188L46 190L48 191V187L50 186V182L53 183V186L56 185V192L58 194L59 199L62 197L65 196L68 197L70 195H76V193H78V189L80 187H82V181L83 179L87 176V174H89L87 172V170L89 169V167H87L88 169L87 170H84V167H82L84 164H80L78 165L77 163V166H75L76 164L72 163L71 161V165L75 166L76 169H78L79 167H82L83 169L80 170L78 169L79 171H75V172H71V176L69 178H67V181L65 180L61 182V179L59 180L58 177H62V173L60 171H62V169L64 170L65 168H63L65 165H64V162L65 161H68L67 159V155H65L64 153L66 154H69L67 152H73L71 151L72 148V145L71 144H67L65 143ZM88 145V143H86ZM128 144V143H127ZM130 144V143H129ZM145 144V143H143ZM149 144V143H148ZM195 144V143H194ZM199 144V143H198ZM244 144V143H243ZM77 145V144H76ZM85 145V144H84ZM169 145V144H168ZM187 145V146H186ZM219 145V144H217ZM217 145L214 146L215 148H213L214 150V155L213 156H216L218 155L217 154ZM245 145V144H244ZM129 146V147H130ZM146 146V145H145ZM149 146H153V145H148L147 147L150 148ZM63 147V146H62ZM77 147V146H76ZM78 147H79V144H78ZM85 147V146H84ZM199 147H201L199 145ZM219 147V146H218ZM59 148V147H58ZM83 148V147H82ZM128 148V147H127ZM136 148V149H137ZM140 148V149H141ZM189 148H187L189 150ZM197 148V147H196ZM251 148V147H250ZM78 149V148H77ZM90 149V148H89ZM89 149H85V151ZM146 149V148H145ZM152 149V147H151ZM150 149V150H151ZM191 149V150H192ZM219 149V148H218ZM45 150V149H44ZM43 150V151H44ZM68 150V151H67ZM122 150V149H121ZM139 150V149H138ZM149 149H147L148 151ZM149 150V151H150ZM180 150H178L180 152ZM190 150V151H191ZM67 151V152H66ZM76 151V150H75ZM79 151H81L82 153V149L80 148ZM92 150H89V152H91ZM120 151V149H119ZM123 151L125 150H122L121 152L123 153ZM153 152V149L151 150ZM206 151V150H205ZM246 151V149H245ZM86 152V153H87ZM126 152V151H125ZM131 152V151H130ZM137 152V151H136ZM135 152V153H136ZM140 152V151H139ZM138 152V153H139ZM142 152V150H141ZM140 152V153H141ZM172 154H175L174 151L172 150L171 151ZM177 152V150H176ZM178 152V153H179ZM196 152V151H195ZM241 152V151H240ZM239 152V153H240ZM254 152V151H253ZM74 153V152H73ZM80 153V152H79ZM85 152H83L82 154H89L87 153L86 154ZM134 152L131 154H135ZM182 153V152H181ZM198 153V152H197ZM212 153V152H211ZM244 153V152H243ZM242 153V154H243ZM255 153V152H254ZM255 153V154H256ZM72 154V153H70ZM74 154H77V153H74ZM73 154V155H74ZM127 154V153H126ZM142 154V153H141ZM152 154V153H151ZM199 154H201V152H199ZM203 154V153H202ZM249 154V153H248ZM65 155V156H64ZM120 155V154H118ZM136 155V154H135ZM161 155V153H160ZM171 155V154H170ZM169 155V156H170ZM186 155V154H185ZM17 156V155H16ZM69 156V155H68ZM75 156V155H74ZM84 156V155H83ZM82 156V158H83ZM120 156H123V155H120ZM125 156V155H124ZM137 156V155H136ZM173 156V155H172ZM176 156V155H174ZM198 156V154H197ZM208 155H205V156H202L204 157L203 159H205V157H207ZM10 157V159H9ZM138 157V156H137ZM164 157V156H162ZM199 157V156H198ZM201 157V155H200ZM51 158V157H50ZM49 158V159H50ZM79 158V157H78ZM81 158V157H80ZM124 158V159H123ZM123 161H125L123 164L126 163V158L123 157ZM158 158V156H157ZM165 159H167V157H164ZM209 158V157H208ZM212 158V156H211ZM17 160V157L14 158ZM67 159V160H66ZM85 159L87 160V158L85 157ZM164 159V160H165ZM169 159V157H168ZM167 159V161H168ZM172 159V158H171ZM210 159V158H209ZM75 160V158H74ZM76 160L78 161L79 159L76 158ZM129 160V158L127 159ZM156 160V159H155ZM215 160V159H214ZM75 161V162H77ZM81 162L84 163V159L80 160ZM79 161V162H80ZM119 161V160H118ZM163 161V159H162ZM161 161V162H162ZM166 161V162H167ZM170 161V160H169ZM196 161V160H195ZM51 162V161H49ZM48 162V163H49ZM69 162V161H68ZM117 162V161H116ZM164 163V164H167L169 166V164H172V163ZM202 162V161H200ZM15 163V164H14ZM120 163V161H119ZM160 163V162H159ZM212 163V162H211ZM66 164V163H65ZM70 164V163H69ZM87 164H88V161H87ZM86 164V161H85V167L87 166ZM116 164V163H115ZM121 164V163H120ZM122 164V165H123ZM127 164V163H126ZM137 164V163H136ZM203 164V163H202ZM214 164V163H213ZM51 165V166H50ZM68 165V164H67ZM70 165V166H71ZM82 165V166H81ZM163 165V164H162ZM161 165V168L163 167ZM201 163L198 164V166H200ZM210 165V164H209ZM15 166V167H16ZM54 166V167H53ZM62 166V167H61ZM73 166V168H74ZM79 166V167H78ZM89 166V164H88ZM115 168L118 166V162H117V166L114 165ZM121 166V165H120ZM119 166V167H120ZM137 166V165H136ZM157 164H155V168H156ZM14 167V168H15ZM53 167V169H52ZM69 167V165H68ZM66 166V168H68ZM95 167V165H94ZM94 167L93 170L94 171ZM98 167V166H97ZM96 167V168H97ZM100 167V166H99ZM98 167V168H99ZM126 167V166H125ZM158 167H160L158 165ZM176 167V166H175ZM62 168V169H61ZM74 168V169H75ZM95 168V170H96ZM101 168V167H100ZM99 168V169H100ZM121 168V167H120ZM153 168V169H155ZM190 168V166H189ZM202 168V167H201ZM200 168V169H201ZM208 168V167H207ZM59 169V171H58ZM118 169V168H117ZM162 176L164 175V172L167 171V169L165 170L164 167L162 168ZM192 169V168H191ZM52 170V172H51ZM55 170V171H54ZM66 170V169H65ZM64 170V171H65ZM70 170V168H69ZM68 169L65 171H69ZM101 171H103V169L101 168L100 169ZM99 170V171H100ZM120 171V169H118ZM124 170V169H123ZM151 170V169H150ZM159 170V169H158ZM172 170V169H171ZM193 170V169H192ZM203 170V169H201ZM15 172H17V168L16 170L14 169ZM60 172V175L58 174V177H57V174L54 175V177L56 176V178L53 177V174L54 172ZM97 172H99L98 170H96ZM100 171V172H101ZM156 171V170H155ZM50 172L52 173V175L50 174ZM85 172L87 174H85ZM96 172V173H97ZM153 172V171H152ZM159 172V173H160ZM193 172V171H191ZM57 173V172H56ZM154 173V172H153ZM156 173V172H155ZM190 173V172H188ZM65 174V173H64ZM166 174V172H165ZM172 174V173H171ZM192 174V173H191ZM249 174V173H247ZM252 174V173H251ZM12 175V176H11ZM19 175V174H17ZM86 175V176H85ZM99 175V174H98ZM105 175V173L103 174ZM92 176V174H91ZM90 176V177H91ZM106 176V175H105ZM155 176V175H154ZM157 176H160L156 174L155 177ZM192 176V175H191ZM20 177V176H19ZM89 177V175H88ZM86 177V178H88ZM101 177V175H100ZM108 177V175H107ZM154 177V178H155ZM247 177V176H246ZM17 178V177H16ZM52 178V179H51ZM85 178V180H86ZM92 178V177H91ZM91 178L89 181H91ZM165 177H163L164 179ZM253 178V177H252ZM18 179V178H17ZM97 179V177H96ZM99 179V177H98ZM108 179V178H107ZM163 179H161V181H163ZM15 180V178L13 179ZM19 180V179H18ZM92 180H95L94 177ZM99 180H103V179H99ZM109 180V179H108ZM108 180H103L105 181V183L108 181ZM157 180V179H156ZM17 181V180H15ZM20 181V180H19ZM101 181V182H103ZM112 181V180H111ZM110 181V184L112 183ZM159 181V180H158ZM200 182V180H198ZM254 181V180H253ZM32 182V181H31ZM99 182V181H98ZM99 182V183H101ZM109 182V181H108ZM115 182V181H114ZM154 182V183H153ZM160 182V181H159ZM84 183V182H83ZM87 183V182H86ZM91 184V182H89ZM88 183V184H89ZM93 183V182H92ZM97 183V182H95ZM95 183H94V187H95ZM104 183V182H103ZM102 183V184H103ZM120 183V182H119ZM150 183V181H149ZM152 183V186L155 184H157V181H151ZM248 183V182H247ZM88 184H85V185H88ZM162 184V183H161ZM160 184V185H161ZM195 183H191V186L193 187ZM255 184V183H254ZM30 185V184H29ZM34 185V184H33ZM36 185V184H35ZM92 185H91V188H92ZM101 185V184H99ZM109 185V184H108ZM114 185V184H113ZM111 185V188L112 186ZM41 186V187H42ZM52 186V184H51ZM51 186L49 189H51ZM75 186V189L73 187ZM102 186H105L104 188L107 187L108 189V186L106 185H102ZM118 186V185H117ZM159 186V184L157 185V187ZM90 187V185H89ZM101 187V186H100ZM150 187V186H149ZM148 187V189L146 191H148L150 188ZM160 187V186H159ZM197 187V186H196ZM251 187V186H250ZM21 188V187H20ZM34 188V187H33ZM40 188V187H39ZM73 188V189H72ZM88 188V186H87ZM87 188H83V189H87ZM96 188L98 189V186H96ZM102 188V187H101ZM109 187V189H111ZM116 188V187H115ZM153 188V187H152ZM191 188V187H190ZM228 188V187H227ZM35 189V188H34ZM37 189H38V186H37ZM39 189V190H41ZM53 189V187H52ZM55 189V187H54ZM53 189V190H54ZM94 189V188H93ZM91 189V193H92V190ZM154 189V188H153ZM156 189V188H155ZM19 190H22V189H19ZM32 190V189H31ZM38 190V191H39ZM77 190V191H76ZM101 190V189H100ZM152 190V189H151ZM43 191V190H41ZM52 191V190H51ZM94 191V190H93ZM98 191V190H97ZM102 191V190H101ZM104 193L106 195V191L103 190ZM150 191V190H149ZM153 191V190H152ZM264 191V190H262ZM81 191H79L80 193ZM86 192V191H85ZM85 192H82L81 194H84ZM89 191H87L86 193H88ZM110 193V191H108ZM112 192V191H111ZM155 192V191H154ZM29 193V191H28ZM33 193V192H32ZM52 193L54 195H56L53 191ZM94 193V192H93ZM100 193V192H98ZM96 193V194H98ZM143 193H146V192H143ZM151 193V192H150ZM45 194H46V191H45ZM96 194H93V195H90L89 193V196H90V199L88 203H90L88 205V207L86 208L87 205H84V210L83 211H79V210H82L80 208H78L79 210H76L77 208L76 207H73V204L70 205L68 204V206L70 205L71 207H73L76 211L75 212H82L81 214L80 213H76L78 215V217L71 213V210L70 212H67L66 213V210L64 207L62 206L61 208H63L64 210H58V213H60L61 215H64L65 217L67 216L68 218H70V220H73V221H78L80 222V224L82 225H86V226H90V222H91V219L94 218V216L96 215V217L98 216L97 215V209L96 207V204H94L96 201H98V199L95 197ZM153 194V193H152ZM24 194L22 193V196ZM32 195V194H31ZM38 195V194H36ZM44 195V194H43ZM87 194H84V196H86ZM102 195V193H101ZM103 195V196H105ZM146 195V194H145ZM148 195H151V194H148ZM236 195V194H234ZM41 196V195H40ZM46 196V195H45ZM79 194L77 195V199L78 200H82V202L84 201V199H86L85 197L83 196H80L78 198ZM97 197L99 195H96ZM112 196V194L110 195V197ZM140 196V195H139ZM153 196V195H151ZM149 196V197H151ZM34 197V196H33ZM74 197V196H72ZM71 197V198H72ZM76 197V196H75ZM74 197V198H75ZM82 197V198H81ZM101 196H99L100 198ZM105 197H108V194L107 196ZM104 197V198H105ZM109 197V199H110ZM145 197V196H144ZM147 197V196H146ZM143 198L141 199V201L139 200V203H137L135 200V202L138 204V205H132L131 207H134L131 211V213H133V216L132 218L130 217V224L132 223H135L137 221L142 220L141 217H144V214H145V209L144 210V207L146 205H148V199L147 198ZM89 198V197H88ZM102 198V197H101ZM100 198V199H101ZM30 199V198H29ZM34 199V198H33ZM38 199V198H37ZM56 199V198H55ZM58 199V200H59ZM68 199V198H67ZM97 199V200H96ZM240 199V198H239ZM250 199V198H249ZM44 200V199H43ZM41 199V201H43ZM50 200V199H49ZM48 199L46 201H49ZM65 200V199H64ZM80 200V202H81ZM102 200V199H101ZM106 200V199H105ZM147 200V201H146ZM261 200H264V198H262ZM61 201V200H59ZM67 201V200H65ZM69 201V200H68ZM107 201V200H106ZM32 202V201H31ZM72 202V201H71ZM78 202V201H77ZM99 202V201H98ZM101 202H104V201H101ZM132 202V200H131ZM151 202V201H150ZM230 202V201H229ZM252 202V201H251ZM253 202H255V200H253ZM264 203V201H262ZM44 203V202H42ZM54 203V202H53ZM62 203H66L67 202H62ZM74 203V202H72ZM86 203V202H85ZM133 203V202H132ZM227 203V202H226ZM247 203V202H246ZM259 203V201H258ZM45 204V203H44ZM59 204V203H57ZM81 204V203H80ZM77 207H79V205ZM102 204V203H100ZM131 204V203H129ZM254 204V203H253ZM260 204H262L260 202ZM259 204V205H260ZM37 205V204H36ZM47 205V204H45ZM53 205V204H52ZM63 205V204H61ZM60 205V206H61ZM82 205V204H81ZM104 205V204H102ZM150 205V204H149ZM226 205V204H225ZM224 205V206H225ZM255 205V204H254ZM50 206V205H49ZM54 206H55V203H54ZM53 206V207H54ZM60 206H58V208H60ZM76 206V205H75ZM106 206V204H105ZM129 206V205H127ZM227 206V205H226ZM264 206V205H263ZM47 206H45L46 208ZM52 207V208H53ZM57 207V206H56ZM70 207V208H71ZM81 207V206H80ZM101 207V206H100ZM50 208V207H49ZM82 208V207H81ZM127 208V207H126ZM261 208V207H260ZM264 208V207H263ZM100 209V208H99ZM258 210V208H257ZM55 211V210H54ZM69 211V209H68ZM72 211H74L72 209ZM101 211H105L104 210H101ZM260 211V210H259ZM124 212H126L124 210ZM128 213H130V211L127 210ZM126 212V213H127ZM58 214V215H60ZM98 214H99V211H98ZM106 214V213H105ZM120 214V213H119ZM118 214V216H119ZM124 214V213H123ZM102 215V212L101 214ZM146 215V214H145ZM63 216V217H64ZM117 216V217H118ZM125 218L128 217V214L127 215H124ZM127 216V217H126ZM96 217L94 219H96ZM99 217V216H98ZM101 217V216H100ZM100 217H99V220H100ZM106 216L102 217L103 219L105 218ZM101 218V220H102ZM120 218V217H118ZM123 218V217H122ZM98 219V218H97ZM95 220L98 221V220ZM128 219V220H129ZM243 219V218H242ZM106 218L104 219L103 223L106 222L105 221ZM119 220V219H118ZM122 219H120V221H118L120 224ZM137 220V221H136ZM245 220V219H244ZM99 222V221H98ZM100 223V222H99ZM102 223V221H101ZM100 223V224H101ZM102 223V224H103ZM140 223V222H139ZM254 223V222H253ZM260 223L258 226L259 228L256 229L257 231V235L256 236H250V237H255V238H258L261 239V240H257L258 242L260 241H264V217L262 218V221L261 222H258ZM46 224V225H45ZM100 224L96 223L95 226L94 225H91V226H94L93 229L95 230H101L103 231L102 227L100 226ZM105 224V223H104ZM103 224V225H104ZM136 224V223H135ZM142 224V223H140ZM171 224V223H170ZM128 225V224H126ZM125 225V226H126ZM169 225V224H168ZM257 225V223H256ZM106 226V225H104ZM138 228L140 227L139 225H137ZM170 226V225H169ZM117 227V226H116ZM121 227V226H120ZM127 227V226H126ZM134 227V226H133ZM132 225H129L128 229L126 230L125 229V233L126 234H129V232H131V228H133ZM54 228V229H53ZM88 228V227H87ZM91 228V227H90ZM119 228V227H117ZM125 228V227H124ZM137 228V230H138ZM170 228V227H169ZM122 229V228H121ZM134 229V228H133ZM94 230V231H95ZM99 232V231H97ZM105 232V231H103ZM118 232V231H117ZM136 232V231H135ZM106 233V232H105ZM121 235H122V232H121ZM130 235V234H129ZM248 235V234H246ZM255 235V234H254ZM116 234L113 236L115 237ZM126 236V235H125ZM124 236V237H125ZM133 236V235H132ZM116 238V237H115ZM253 239V238H252ZM157 240V239H156ZM155 240V242H156ZM153 242V241H152ZM244 242V241H243ZM143 243V242H142ZM92 246V245H91ZM97 248V247H96ZM249 248V247H248ZM95 250V249H94ZM99 251V249L97 248L95 251ZM101 250V249H100ZM94 251V252H95ZM97 251V252H98ZM242 251V250H241ZM102 251H100L101 253ZM103 253V252H102ZM98 254V253H97ZM100 255V254H99ZM98 256V255H97ZM50 257H53L55 260H52ZM96 257V258H95ZM48 258H50V260H48ZM85 259V261H84ZM88 259V260H86ZM66 261V262H65ZM92 262V261H91ZM93 263V262H92ZM52 264V263H51ZM54 264V263H53ZM62 264V263H61ZM91 264V263H89Z\"/></svg>","mask_w":264,"mask_h":264}]
</instances>
